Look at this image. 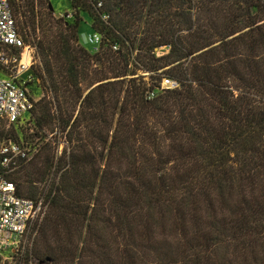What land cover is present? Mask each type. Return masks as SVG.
<instances>
[{
  "label": "trees",
  "instance_id": "trees-1",
  "mask_svg": "<svg viewBox=\"0 0 264 264\" xmlns=\"http://www.w3.org/2000/svg\"><path fill=\"white\" fill-rule=\"evenodd\" d=\"M69 2L66 21L13 1L49 90L31 116L67 143L8 177L31 199L53 180L27 264H264V0ZM81 13L102 55L80 46Z\"/></svg>",
  "mask_w": 264,
  "mask_h": 264
},
{
  "label": "built area",
  "instance_id": "built-area-1",
  "mask_svg": "<svg viewBox=\"0 0 264 264\" xmlns=\"http://www.w3.org/2000/svg\"><path fill=\"white\" fill-rule=\"evenodd\" d=\"M14 0H0V70L7 77L0 79V122L10 128L27 118L35 108L37 99L31 93L36 77L32 73L37 63L36 45H28L21 36L13 13ZM97 2L102 8L103 2ZM72 18L71 13L68 19ZM109 16L104 15L107 21ZM87 42L95 54L100 53L104 38L93 32ZM114 52L119 46L113 47ZM174 83L170 87L163 86ZM162 89H175L177 82L164 79ZM150 93L148 99H153ZM28 149L14 139L0 141V251L8 247L19 248L21 240L36 226L40 227L45 219L49 203L42 196L39 199L20 197L17 186L8 177L15 171L18 163L28 159Z\"/></svg>",
  "mask_w": 264,
  "mask_h": 264
},
{
  "label": "rangeland",
  "instance_id": "rangeland-1",
  "mask_svg": "<svg viewBox=\"0 0 264 264\" xmlns=\"http://www.w3.org/2000/svg\"><path fill=\"white\" fill-rule=\"evenodd\" d=\"M50 5L53 7V11L50 10ZM50 11L53 12V16L56 19H63V20H69L67 15L71 13L72 7L70 5L69 0H39L38 3V9L37 14L40 17L45 18L47 16V13ZM80 18L83 21L79 28V43L80 46L84 47L91 55H102L105 50V44L103 43V46L100 50V53L95 54L94 51L91 49L87 42V38L90 34L93 33L92 29V23L93 20L88 16L86 13H81ZM18 25L20 29H22L23 26V20L18 17ZM103 38L105 39L104 34H102ZM114 51V50H113ZM166 52V49L157 50L158 56L163 55ZM135 56V55H134ZM102 63H96L94 62V68H101ZM36 71V74L38 75L40 73L41 67H40V60L37 58V63L34 65L33 71ZM5 72L0 70V79L6 78ZM152 83H155V85H159V81L155 80L152 81ZM151 83V84H152ZM174 83L166 84V82H163V86L170 87ZM32 95L35 99L38 100V102L44 98V94L47 93L49 90L45 87V85H41L36 89L35 86L31 87ZM40 89V91H39ZM48 95V93H47ZM50 95V92H49ZM39 108L37 109L38 112ZM9 130L10 134L15 135L16 141H18L20 144H22L25 148L28 150V159L26 162V166L29 167L32 163H34V157L38 150H40L41 147L45 145L46 142L53 141L52 148L56 151V157H60L63 153V151L66 149V139L61 134V130L57 125V129L54 132H49V135L44 136V131L41 130L36 126V121L33 116L27 118L23 122H20L16 125L11 126L10 128L5 127V131L7 132ZM46 130V129H45ZM37 134V136H36ZM48 134V133H47ZM51 183H53V180L50 179L47 183L48 187L44 190V184L37 183V189L38 193L35 197L36 199L41 198L42 196H45L47 198L48 196V190L50 189ZM48 201V199H46ZM48 203V202H47ZM46 218V217H45ZM45 220V219H44ZM44 220L40 227L36 226L34 227L27 236H25L20 243L19 248L15 247H8L0 251V264H27L26 261H28L29 253L31 252V249L33 248L36 240L40 236L41 229L44 225ZM29 264H32L30 262Z\"/></svg>",
  "mask_w": 264,
  "mask_h": 264
},
{
  "label": "water",
  "instance_id": "water-1",
  "mask_svg": "<svg viewBox=\"0 0 264 264\" xmlns=\"http://www.w3.org/2000/svg\"><path fill=\"white\" fill-rule=\"evenodd\" d=\"M50 8H51V10L53 11V7H52V5H50Z\"/></svg>",
  "mask_w": 264,
  "mask_h": 264
},
{
  "label": "crops",
  "instance_id": "crops-1",
  "mask_svg": "<svg viewBox=\"0 0 264 264\" xmlns=\"http://www.w3.org/2000/svg\"><path fill=\"white\" fill-rule=\"evenodd\" d=\"M6 74V73H5ZM6 76H7V74H6Z\"/></svg>",
  "mask_w": 264,
  "mask_h": 264
}]
</instances>
